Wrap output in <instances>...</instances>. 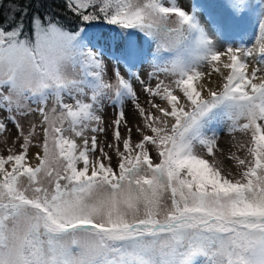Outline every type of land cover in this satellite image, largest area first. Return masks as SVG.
Here are the masks:
<instances>
[{
  "label": "snow or ice",
  "instance_id": "obj_1",
  "mask_svg": "<svg viewBox=\"0 0 264 264\" xmlns=\"http://www.w3.org/2000/svg\"><path fill=\"white\" fill-rule=\"evenodd\" d=\"M10 3L0 264H264V0Z\"/></svg>",
  "mask_w": 264,
  "mask_h": 264
},
{
  "label": "rangeland",
  "instance_id": "obj_2",
  "mask_svg": "<svg viewBox=\"0 0 264 264\" xmlns=\"http://www.w3.org/2000/svg\"><path fill=\"white\" fill-rule=\"evenodd\" d=\"M180 2L182 4V6L187 8L189 4L204 5V4H207L209 2H219V0H180ZM205 26L207 27V25H205ZM255 34H256V30L252 29V28H249L248 29V35L245 37V40L246 41L251 40L252 37ZM101 43H104V41H101ZM154 48H155V45L153 44V49ZM106 62L108 64L109 76H111V72H112V68H113V62L111 60H108L107 58H106ZM146 70H147V65H145L144 69H141V75L142 76L144 75ZM125 71L126 70L124 69V67L121 66V72L124 73ZM205 71H207V69H205ZM134 86H136L137 89H139V86L135 85V82H134ZM140 101H141L142 104H144L145 96L143 94H141V96H140ZM125 111H126V115L128 117L129 125L130 126L134 125L136 120H135V117L133 115L132 105L130 103L126 104ZM103 115H104V122H105L104 126L107 127L109 121L114 118L113 109L111 107H106L105 110H104ZM31 119H34V117L31 118ZM22 122L25 123V125H27V120H24L22 118ZM8 126H9L10 129H12L11 135L8 137V142L11 143V137L15 135V129H14V127L11 124H9ZM122 131H123V129H122ZM107 136H108V139L110 140L111 139V130L108 131ZM237 138L238 139L240 138V134L239 133H237ZM99 139L103 142L104 141V136L103 135L100 136ZM132 139H133L134 142L138 139V135L136 134L135 130H133ZM232 143H233V141H232L231 137L228 136L227 133L225 132L221 136L220 147H222L225 150V153H227L230 150V147H231ZM3 147H4L3 144L0 143V151H2V154L7 155V152L3 151ZM32 151H35V149H32L30 151V154H31ZM33 163H35L34 160H33ZM113 164H115V158L113 159ZM225 164L226 165H231V161H227L226 160Z\"/></svg>",
  "mask_w": 264,
  "mask_h": 264
},
{
  "label": "trees",
  "instance_id": "obj_3",
  "mask_svg": "<svg viewBox=\"0 0 264 264\" xmlns=\"http://www.w3.org/2000/svg\"><path fill=\"white\" fill-rule=\"evenodd\" d=\"M28 4L29 0H17V4ZM31 3L33 5V7L39 6V5H43L44 7H41L40 10L44 11L45 8H49V6H51V8H55V5L57 3H60V0H31ZM8 7H11V3L10 0H4V8L0 9V22L4 21V18L8 15L6 9ZM57 11L59 12L60 10L57 9ZM61 15H63V13H61ZM95 31H102L105 35V37H109L111 35H113L112 33L108 32L107 30V26H104L102 29H97Z\"/></svg>",
  "mask_w": 264,
  "mask_h": 264
},
{
  "label": "bare ground",
  "instance_id": "obj_4",
  "mask_svg": "<svg viewBox=\"0 0 264 264\" xmlns=\"http://www.w3.org/2000/svg\"><path fill=\"white\" fill-rule=\"evenodd\" d=\"M212 79H213V81H214V83L211 85V86H216V83H218L219 82V77L218 76H213L212 77ZM35 119V118H34ZM32 152H34V151H32ZM31 155V154H30ZM32 163H33V161H31Z\"/></svg>",
  "mask_w": 264,
  "mask_h": 264
}]
</instances>
